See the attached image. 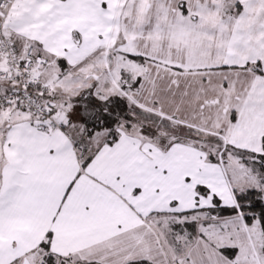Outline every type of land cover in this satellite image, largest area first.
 <instances>
[{
	"label": "snow or ice",
	"instance_id": "6c2138e0",
	"mask_svg": "<svg viewBox=\"0 0 264 264\" xmlns=\"http://www.w3.org/2000/svg\"><path fill=\"white\" fill-rule=\"evenodd\" d=\"M0 264H264V0H0Z\"/></svg>",
	"mask_w": 264,
	"mask_h": 264
}]
</instances>
